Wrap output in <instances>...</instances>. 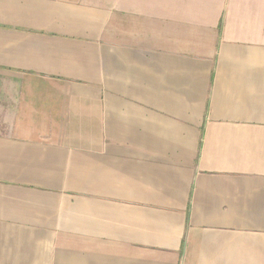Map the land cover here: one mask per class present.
I'll list each match as a JSON object with an SVG mask.
<instances>
[{"label": "crops", "instance_id": "1", "mask_svg": "<svg viewBox=\"0 0 264 264\" xmlns=\"http://www.w3.org/2000/svg\"><path fill=\"white\" fill-rule=\"evenodd\" d=\"M0 264H264V0H0Z\"/></svg>", "mask_w": 264, "mask_h": 264}]
</instances>
